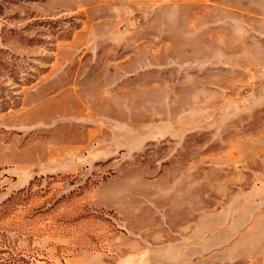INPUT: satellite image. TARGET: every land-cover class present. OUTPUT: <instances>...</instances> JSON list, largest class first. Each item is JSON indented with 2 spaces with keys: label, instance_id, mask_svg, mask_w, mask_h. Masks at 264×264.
Here are the masks:
<instances>
[{
  "label": "rangeland",
  "instance_id": "rangeland-1",
  "mask_svg": "<svg viewBox=\"0 0 264 264\" xmlns=\"http://www.w3.org/2000/svg\"><path fill=\"white\" fill-rule=\"evenodd\" d=\"M0 264H264V0H0Z\"/></svg>",
  "mask_w": 264,
  "mask_h": 264
}]
</instances>
